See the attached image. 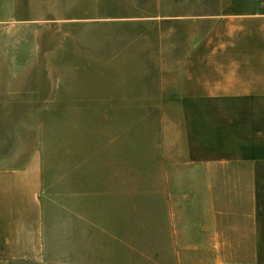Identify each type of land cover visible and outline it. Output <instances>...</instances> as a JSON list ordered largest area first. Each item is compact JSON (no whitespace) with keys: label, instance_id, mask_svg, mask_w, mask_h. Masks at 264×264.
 I'll use <instances>...</instances> for the list:
<instances>
[{"label":"rangeland","instance_id":"374dc122","mask_svg":"<svg viewBox=\"0 0 264 264\" xmlns=\"http://www.w3.org/2000/svg\"><path fill=\"white\" fill-rule=\"evenodd\" d=\"M174 1L3 0L0 169L38 164L53 263L168 264L172 182L199 170L167 101L201 29L152 21Z\"/></svg>","mask_w":264,"mask_h":264},{"label":"crops","instance_id":"0c3cea01","mask_svg":"<svg viewBox=\"0 0 264 264\" xmlns=\"http://www.w3.org/2000/svg\"><path fill=\"white\" fill-rule=\"evenodd\" d=\"M182 5L151 19L201 29L167 101L181 155L199 168L180 189L172 182L168 264H264V0ZM40 184L35 161L0 169V264H58L45 257Z\"/></svg>","mask_w":264,"mask_h":264}]
</instances>
